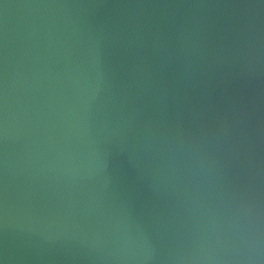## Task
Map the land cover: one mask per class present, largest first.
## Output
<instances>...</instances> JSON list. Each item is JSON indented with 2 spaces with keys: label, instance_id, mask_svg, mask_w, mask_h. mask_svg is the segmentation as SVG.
I'll return each mask as SVG.
<instances>
[{
  "label": "water",
  "instance_id": "95a60500",
  "mask_svg": "<svg viewBox=\"0 0 264 264\" xmlns=\"http://www.w3.org/2000/svg\"><path fill=\"white\" fill-rule=\"evenodd\" d=\"M0 264H264V0H0Z\"/></svg>",
  "mask_w": 264,
  "mask_h": 264
}]
</instances>
